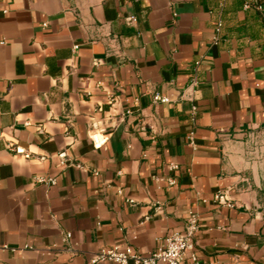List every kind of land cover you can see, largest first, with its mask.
Listing matches in <instances>:
<instances>
[{
    "label": "crops",
    "instance_id": "1",
    "mask_svg": "<svg viewBox=\"0 0 264 264\" xmlns=\"http://www.w3.org/2000/svg\"><path fill=\"white\" fill-rule=\"evenodd\" d=\"M246 1L0 0V264L150 255L191 215L198 264H264V0Z\"/></svg>",
    "mask_w": 264,
    "mask_h": 264
},
{
    "label": "built area",
    "instance_id": "2",
    "mask_svg": "<svg viewBox=\"0 0 264 264\" xmlns=\"http://www.w3.org/2000/svg\"><path fill=\"white\" fill-rule=\"evenodd\" d=\"M258 0H247L244 8L250 9L254 3ZM222 23L217 25V33L221 31ZM217 38H215V42ZM155 104L167 103L169 98L161 94H156L153 98ZM197 109L193 108V115H196ZM194 134L191 133L189 139L193 143ZM18 153H23L22 149H17ZM171 171H177L178 165L171 163L169 165ZM37 182L39 183H50L56 184L53 178L45 179L38 177ZM167 182L173 186L176 184L174 178H168ZM200 231L199 220L197 216L191 215L185 225L184 229L180 232L176 231L168 235L164 240L163 244L158 249L150 254L143 255L139 253L132 245H115L110 248L103 249L99 254L94 256L89 264H99L103 262H115L118 264H187L186 257L191 254L192 263L198 264V258L194 254L195 248V237ZM71 238V234L68 233L65 237V241Z\"/></svg>",
    "mask_w": 264,
    "mask_h": 264
}]
</instances>
